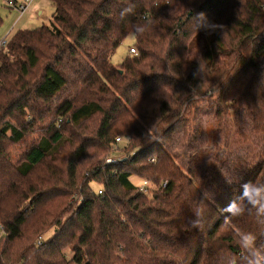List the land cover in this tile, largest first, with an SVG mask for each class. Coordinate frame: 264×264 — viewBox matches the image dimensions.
Listing matches in <instances>:
<instances>
[{
	"label": "trees",
	"instance_id": "16d2710c",
	"mask_svg": "<svg viewBox=\"0 0 264 264\" xmlns=\"http://www.w3.org/2000/svg\"><path fill=\"white\" fill-rule=\"evenodd\" d=\"M49 1L0 46V264H264V0Z\"/></svg>",
	"mask_w": 264,
	"mask_h": 264
},
{
	"label": "rangeland",
	"instance_id": "374dc122",
	"mask_svg": "<svg viewBox=\"0 0 264 264\" xmlns=\"http://www.w3.org/2000/svg\"><path fill=\"white\" fill-rule=\"evenodd\" d=\"M8 0H0V18L2 19V23L0 25V41L6 40L8 43V40L10 37L17 32L18 30H24V29H36L41 26H46L51 31L55 32L54 24H52V14L54 13V5H52L47 0H33L29 10L25 12L24 14H21L19 10L12 9L7 6ZM21 2L24 0H20ZM35 6H39L45 9V13L42 17H39L35 14ZM16 25V26H15ZM15 26V27H14ZM14 27V28H13ZM13 28V29H12ZM11 31V32H10ZM136 44V39L134 33H131L122 43L115 53L112 55L111 63L115 67H120L122 63L125 61L126 58L130 56L129 49L133 48ZM228 106H231V103H228ZM200 119V130H201V136L202 141L200 145V151L203 155L208 154L210 151L214 150L216 145V123L217 121L212 120L208 117H199ZM46 123L42 122L40 125V129H37L31 133L28 134L27 139L20 143V145H7L6 150L7 154L11 161L15 162L16 160H19L22 155L26 152L28 149V146L30 145V142L32 140H37V138L41 135V133L44 131V125ZM95 124V121L92 122V125ZM43 126V127H42ZM116 138H121L122 142L117 146H113L111 148V151L104 155L101 154L99 156L100 161L104 162V159L107 157H117V158H123V148L126 147V144L128 142V139L126 137L118 136ZM116 140V139H115ZM125 149V148H124ZM170 150L169 148H167ZM182 150L176 149V152L181 153ZM223 153V152H222ZM131 180L133 183H135L140 189L147 193L149 196H151V192L154 190L153 186L144 185V181L139 179L137 176H132ZM150 186V187H149ZM149 188V192H148ZM147 190V191H146ZM1 228V226H0ZM55 230L52 229L48 231L47 235L44 236L46 239H50L54 237ZM67 257L70 259L72 257V252L69 250L66 251Z\"/></svg>",
	"mask_w": 264,
	"mask_h": 264
},
{
	"label": "built area",
	"instance_id": "2783aa9c",
	"mask_svg": "<svg viewBox=\"0 0 264 264\" xmlns=\"http://www.w3.org/2000/svg\"><path fill=\"white\" fill-rule=\"evenodd\" d=\"M33 0H24L22 2H19V0H8L7 1V6L12 8V9H17L20 11L21 14H24L25 12H27L32 4ZM7 45V42L6 40H1L0 41V46L1 47H6ZM129 53L130 55H134L136 54V49L135 48H130L129 49ZM122 142V139L121 138H116L115 140V146L118 147V145ZM121 158H117V157H114V156H111V157H107L104 159V162L106 164H117V162L120 160ZM144 185L145 187H147L146 185H149L148 182L144 181ZM100 194L102 192H99ZM40 243V241H39Z\"/></svg>",
	"mask_w": 264,
	"mask_h": 264
},
{
	"label": "crops",
	"instance_id": "0c3cea01",
	"mask_svg": "<svg viewBox=\"0 0 264 264\" xmlns=\"http://www.w3.org/2000/svg\"><path fill=\"white\" fill-rule=\"evenodd\" d=\"M48 2H50L49 0H47ZM19 2H21L20 0H19ZM51 3V2H50ZM52 4V3H51ZM53 5V4H52ZM17 10V9H16ZM34 10H35V14L37 15V16H39V17H42L43 15H44V13H45V9H43L42 7L40 8L39 6H35V8H34ZM53 15V14H52ZM51 20H52V18H51ZM52 22H53V20H52ZM53 24V23H52ZM16 26V25H15ZM14 26V27H15ZM13 27V28H14ZM12 28V29H13ZM39 28V27H38ZM11 32V31H10Z\"/></svg>",
	"mask_w": 264,
	"mask_h": 264
},
{
	"label": "clouds",
	"instance_id": "9594fccd",
	"mask_svg": "<svg viewBox=\"0 0 264 264\" xmlns=\"http://www.w3.org/2000/svg\"><path fill=\"white\" fill-rule=\"evenodd\" d=\"M193 227H198V222L194 221L192 224Z\"/></svg>",
	"mask_w": 264,
	"mask_h": 264
}]
</instances>
